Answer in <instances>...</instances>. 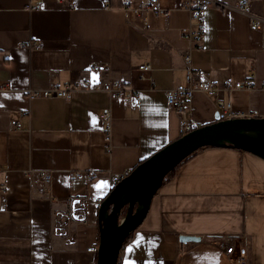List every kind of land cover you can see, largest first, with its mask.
Masks as SVG:
<instances>
[{"label":"crops","instance_id":"0c3cea01","mask_svg":"<svg viewBox=\"0 0 264 264\" xmlns=\"http://www.w3.org/2000/svg\"><path fill=\"white\" fill-rule=\"evenodd\" d=\"M185 1L158 0L167 21L150 13L144 25L126 20L124 11L145 0H38L37 12L29 9L33 0H0V264H96L86 249L99 242L97 200L108 196L117 176L180 138L184 123L216 122V99L236 115L263 114L264 91L223 90L247 75L264 79V28L254 30L235 10L239 0H208L204 41L192 51V67L214 84L217 97L194 93L182 113L166 105V90L185 87ZM250 9L264 20V0H251ZM29 41L41 48L22 47ZM143 64L151 67L145 79L137 71ZM93 65L100 70L92 72ZM84 79L122 80L139 92L140 105L103 92L75 93L69 101L27 97ZM105 109L110 153L100 119ZM39 172L50 174L46 188ZM74 172L80 176L72 179ZM179 236L201 240L181 244ZM229 237L245 246L246 264H264V160L206 147L163 181L117 264H230L218 245Z\"/></svg>","mask_w":264,"mask_h":264},{"label":"built area","instance_id":"2783aa9c","mask_svg":"<svg viewBox=\"0 0 264 264\" xmlns=\"http://www.w3.org/2000/svg\"><path fill=\"white\" fill-rule=\"evenodd\" d=\"M36 2L35 5L31 6L29 9L32 12H37L41 9L40 5L37 3L38 0H33ZM58 3H63L64 0H56ZM158 0H145V4L138 5L135 7L126 8L124 11L126 20H131L132 18H137L140 22L146 25L145 14H155L162 17L167 21L169 17V11L160 10L155 7ZM211 6L208 0H186L182 6V9L186 11L190 18V25L186 31L181 32V37L188 42L189 48L186 54L183 55V67H184V80L185 87L183 88H172L166 90V105L178 113H182L185 109L186 101H189L194 93H201L208 98H216L218 89L213 83L204 81L202 75L199 71L195 70L191 65L192 51L196 48H201V44L204 41L205 35V25H204V13ZM235 10L243 15H246L250 19V25L254 30L262 31L264 28V20L257 16L250 14L251 0H239L234 5ZM30 50H37L41 48L39 43L26 42L22 44ZM90 70L92 72H98L100 70L99 65L91 66ZM140 78L145 79L151 67L148 64H143L137 67ZM2 91L7 89V85L3 84L1 86ZM264 91V79L257 82L255 77L252 75H247L246 78L237 83L225 82L223 85V90L227 92L232 91H253V90ZM79 92H103L106 93L111 101H123L126 105H132L138 107L140 105V94L137 90H134L126 82L122 80L106 81L103 83L91 82L89 79H84L79 83H68L61 87L56 85H50L47 89H41L37 91H31L27 95L29 100L32 99H49L57 98L64 101H69L75 93ZM216 112L218 114L219 120H230L235 118H264L263 114L258 111H251L247 114L236 115L231 111L230 103L224 104L223 102L216 99ZM28 115V111L21 112V116ZM100 119L103 123V134H104V150L106 153L111 152V115L109 109L102 110L100 112ZM21 125L18 121L12 122V129L19 130ZM199 126L193 122L189 121L183 124L179 128V137L198 129ZM130 170H124L120 176L115 178V182L118 183L123 178L129 176ZM39 180L42 183L43 188L50 183L51 177L47 172H39ZM80 172H74L71 175L72 179L78 178ZM94 177L92 172L87 174L88 180ZM0 192L5 193V186L0 187ZM103 202L101 198L97 200L98 205ZM219 247L224 252L226 258L230 264H246L247 261V250L238 238H226L224 241L218 243ZM98 251V246H90L86 249L87 253L95 254Z\"/></svg>","mask_w":264,"mask_h":264},{"label":"water","instance_id":"95a60500","mask_svg":"<svg viewBox=\"0 0 264 264\" xmlns=\"http://www.w3.org/2000/svg\"><path fill=\"white\" fill-rule=\"evenodd\" d=\"M215 120L166 145L113 187L98 208L96 264L118 263L124 242L144 221L166 176L198 150L232 148L264 160V118ZM178 240L187 244L201 238L179 236Z\"/></svg>","mask_w":264,"mask_h":264},{"label":"trees","instance_id":"16d2710c","mask_svg":"<svg viewBox=\"0 0 264 264\" xmlns=\"http://www.w3.org/2000/svg\"><path fill=\"white\" fill-rule=\"evenodd\" d=\"M193 155V154H192ZM191 155V156H192ZM190 157V156H189ZM175 170V169H174ZM174 170H172L167 176H166V178L164 179V180H166V179H168L169 177H171V175L173 174V172H174ZM112 191V190H111ZM131 236H132V234L126 239V241L124 242V244L125 243H127L128 241H129V239L131 238Z\"/></svg>","mask_w":264,"mask_h":264},{"label":"rangeland","instance_id":"374dc122","mask_svg":"<svg viewBox=\"0 0 264 264\" xmlns=\"http://www.w3.org/2000/svg\"><path fill=\"white\" fill-rule=\"evenodd\" d=\"M117 184V183H116ZM97 254V253H96Z\"/></svg>","mask_w":264,"mask_h":264}]
</instances>
